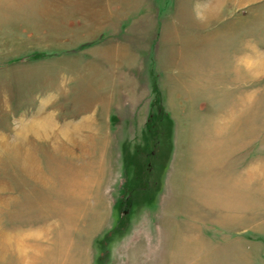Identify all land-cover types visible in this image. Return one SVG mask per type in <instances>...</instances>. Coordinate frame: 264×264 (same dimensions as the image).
<instances>
[{
    "label": "rangeland",
    "instance_id": "374dc122",
    "mask_svg": "<svg viewBox=\"0 0 264 264\" xmlns=\"http://www.w3.org/2000/svg\"><path fill=\"white\" fill-rule=\"evenodd\" d=\"M197 4L0 0V264H264V0Z\"/></svg>",
    "mask_w": 264,
    "mask_h": 264
},
{
    "label": "crops",
    "instance_id": "0c3cea01",
    "mask_svg": "<svg viewBox=\"0 0 264 264\" xmlns=\"http://www.w3.org/2000/svg\"><path fill=\"white\" fill-rule=\"evenodd\" d=\"M197 3H198L197 4L198 11H201L202 14L204 13L202 17L209 19L210 18L223 19L225 17L224 14L227 11L226 9L229 7V5L232 8L231 11L233 10L232 13H235L234 12L235 4L238 5L239 9L240 8L244 9L245 7L251 4V0H197ZM242 44L243 45H241L237 51L232 52V59L236 61L238 65L244 66L246 70V74L250 79L251 77V75L249 74L251 68L250 44L245 42V38Z\"/></svg>",
    "mask_w": 264,
    "mask_h": 264
},
{
    "label": "bare ground",
    "instance_id": "6f19581e",
    "mask_svg": "<svg viewBox=\"0 0 264 264\" xmlns=\"http://www.w3.org/2000/svg\"><path fill=\"white\" fill-rule=\"evenodd\" d=\"M43 123V121H39V122H36V123H34L33 125H35V126H37L38 128H41L42 129V127L44 126V125H46V124H44ZM47 127V126H46Z\"/></svg>",
    "mask_w": 264,
    "mask_h": 264
}]
</instances>
